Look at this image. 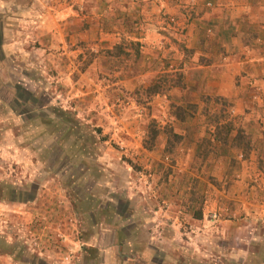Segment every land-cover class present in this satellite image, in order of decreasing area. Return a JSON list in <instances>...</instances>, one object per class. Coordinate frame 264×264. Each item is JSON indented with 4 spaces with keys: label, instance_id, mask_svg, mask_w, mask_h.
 Here are the masks:
<instances>
[{
    "label": "rangeland",
    "instance_id": "374dc122",
    "mask_svg": "<svg viewBox=\"0 0 264 264\" xmlns=\"http://www.w3.org/2000/svg\"><path fill=\"white\" fill-rule=\"evenodd\" d=\"M262 31L264 0H0V264H264Z\"/></svg>",
    "mask_w": 264,
    "mask_h": 264
},
{
    "label": "trees",
    "instance_id": "16d2710c",
    "mask_svg": "<svg viewBox=\"0 0 264 264\" xmlns=\"http://www.w3.org/2000/svg\"><path fill=\"white\" fill-rule=\"evenodd\" d=\"M134 44H137V43H134ZM180 78H181V74H177L175 82H172V84L173 85L180 84V80H181ZM155 87L156 88L159 87V90H160V86L159 85H155ZM175 113H176V111H175ZM213 123H214V130H215V132L212 134V139L213 140H216L219 137V135H220L219 131H220L221 127H223V129L225 130L224 133L229 132L231 130V126L228 123H224V124H222V126H220V125L218 126L217 120H214ZM166 134H167V141H166L167 145H170L172 140L177 141L178 138H179L178 134L172 133L170 130L167 131ZM150 138H151V136H150ZM242 138H243V133L240 132V131H237L235 136L233 137V140H234L233 145H235L237 147L238 146H242V143H241ZM190 201L191 202H193V201L195 202V198L191 197ZM191 216H193L195 218H200V216H201L200 206H196L194 208L192 207Z\"/></svg>",
    "mask_w": 264,
    "mask_h": 264
},
{
    "label": "crops",
    "instance_id": "0c3cea01",
    "mask_svg": "<svg viewBox=\"0 0 264 264\" xmlns=\"http://www.w3.org/2000/svg\"><path fill=\"white\" fill-rule=\"evenodd\" d=\"M96 30H97V28H96ZM99 30L100 31H104V30H101L100 28H99ZM262 32H264V31H262ZM237 196H238V194H237ZM238 197H240L241 199H243V200H240V201L243 203V205L245 207V208L243 207V210L245 212H247L249 209H251L249 200L248 201L247 200H244V198H242L241 196H238Z\"/></svg>",
    "mask_w": 264,
    "mask_h": 264
}]
</instances>
